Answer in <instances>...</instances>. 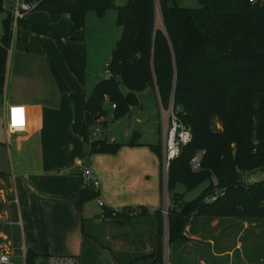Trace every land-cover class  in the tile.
Returning a JSON list of instances; mask_svg holds the SVG:
<instances>
[{"label": "trees", "instance_id": "16d2710c", "mask_svg": "<svg viewBox=\"0 0 264 264\" xmlns=\"http://www.w3.org/2000/svg\"><path fill=\"white\" fill-rule=\"evenodd\" d=\"M4 1L0 0V13ZM199 1L200 8L179 6L178 0H127L118 6L123 32L112 50L110 74L84 104L87 139L90 125L107 115L106 98L116 104L115 117L119 118L128 113L130 105L139 103L137 93L148 88L157 93L164 109L173 101L182 123L191 129L192 141L170 163L167 189L179 203L180 194L174 192L178 183L188 190L205 181L208 185L196 199L180 207L177 203L168 206L169 263L174 264L180 263V246L191 240L186 234L188 226L192 222L193 228L200 217L264 218V180L253 184L246 180L251 172H264V0ZM112 6L115 0H43L39 8L47 10L53 22L69 14L74 30H80L88 11L103 13ZM157 7L161 26L156 22ZM26 27L55 38L68 66L84 82V55L69 49L55 31L28 21ZM11 40L8 13L0 38V96ZM54 72L61 89L67 90L65 81ZM118 148L105 141L91 145L92 152H116ZM202 150L201 168L194 171L191 159ZM98 195L85 185L82 200ZM106 212L128 221L140 214L133 208L117 215ZM156 214L157 244L145 264H165L164 214L162 210ZM37 258L29 250L26 264H37Z\"/></svg>", "mask_w": 264, "mask_h": 264}, {"label": "crops", "instance_id": "0c3cea01", "mask_svg": "<svg viewBox=\"0 0 264 264\" xmlns=\"http://www.w3.org/2000/svg\"><path fill=\"white\" fill-rule=\"evenodd\" d=\"M5 5L7 15L10 11ZM27 21L55 31L69 49L85 55L77 43L83 41V28L74 30L67 13L53 22L47 10L38 8L12 28L9 48L12 52L8 56L5 86L0 96V133L3 134L0 146L11 161V172L0 170V256L9 254L10 261L20 256L26 264V254L31 250L38 255L37 264L44 263L47 255H74L81 264H145V257L157 244L156 213L164 207L162 136L169 120L168 111L161 106L157 93L148 88L154 92L160 117L155 139L145 138L140 117L136 118L138 123L133 124L134 128L123 125L124 116L134 117L135 105H130L128 113L116 118L114 103L106 98L105 107L109 104L106 109H111L107 115L110 113L115 122L109 125L107 115L99 118L100 121L97 119L92 125L101 123L105 128L96 136L89 128L87 139L85 100L103 78L91 86L93 91L89 93L90 85L85 80L81 82L70 69L55 38L29 30ZM34 54L45 56L49 63L35 64L31 58ZM55 70L65 81L67 90L61 89ZM10 104L26 105L24 131L6 130L5 111ZM140 104L139 101L137 105ZM96 141L119 148L116 152H92V142ZM81 165L97 173L101 182L100 195L107 208L98 204L102 212L96 213L95 218L90 216V201L82 200L86 181ZM129 208L140 213L129 221L111 217L106 212V209L123 212ZM200 218L191 231L188 229L191 234L186 232L191 239L187 243L198 241L194 233L198 232ZM132 222L143 224L127 229ZM233 226L230 224L229 228ZM235 237V248L243 250L241 237ZM250 244L243 246L251 249ZM248 251L250 255L253 253ZM229 252L217 253L223 256ZM203 258L179 261L207 264L208 260ZM217 260H213L215 264H221Z\"/></svg>", "mask_w": 264, "mask_h": 264}, {"label": "rangeland", "instance_id": "374dc122", "mask_svg": "<svg viewBox=\"0 0 264 264\" xmlns=\"http://www.w3.org/2000/svg\"><path fill=\"white\" fill-rule=\"evenodd\" d=\"M126 2L127 0H115V6L108 8L105 12L101 13L97 10H90L85 15V27L83 28L84 37L82 39L83 41H77V43H79L78 48L80 45V47L83 48L85 54V81L90 85L89 93L93 91L91 89V86H94V84H96L100 79L109 76L106 68V63L111 60L112 50L115 47L117 41L121 38L123 32V27L118 23V6L124 5ZM178 4L179 6L187 8L201 7V3L199 0H178ZM5 9L8 10L7 4L5 5ZM5 18L6 12H1L0 35L3 32V20ZM161 20V13L159 7H157L156 22L158 26H161ZM11 52L12 50L10 49L9 56H11ZM31 58L35 64L40 66H43L45 64L47 65L49 63L45 56L34 54L31 56ZM123 90L125 92L127 91L126 88H123ZM141 92L142 93H137V97L138 101H140L142 105H135V109L133 111V113L135 114L134 117L129 114L124 116L125 118L123 119L126 120H124L123 125L128 127L132 126L134 128L133 124L138 123L136 121V118L138 120L140 117L142 119L141 130L143 136L145 138L149 136L155 139L156 134L154 131L158 129V121L160 117L159 107L152 90L146 89L144 90V92ZM106 107L109 108V104H107ZM110 110L111 109H109L108 111L110 112ZM164 115L165 117H167V111H164ZM107 116L109 125L113 124L115 121H113V119L111 118L110 113ZM96 127L100 128L101 132L97 134L100 135L102 134V130L105 128V124L99 123V125H92L90 127V130L94 132ZM216 127L219 128L220 125L216 123ZM0 138H3L2 133H0ZM10 166V157L7 156L6 150L0 146V170L11 172ZM251 174H255V176H253V179L257 180L263 176L262 173L257 170L249 173L246 176L247 181H249L248 179ZM207 185L208 181H205L197 185L195 188L188 190L183 184L178 183L174 192L180 194V203H177V201L173 199L174 194H172L171 192L169 193L168 189L166 188L167 190L165 191V198L163 203L164 208L166 209L169 205H175L176 203V206L180 207L181 204L196 199ZM88 201H90V216H92V218H95L97 215L96 213L99 214L100 212H102V209L98 205V203H96L95 198ZM166 217L167 215L164 214V225L162 232V241L165 247V264H174V261L169 263ZM142 224L143 223L139 224L137 222H132L131 224L127 225V227H129L127 229L137 228L139 225L141 227ZM230 224L234 225L233 228H229ZM188 227L189 228H187L186 232L188 234H191L188 229L192 228V222ZM224 227H228L229 230L227 228L224 229ZM243 227L246 228L242 230ZM197 229L198 232L194 234L197 237L198 241L185 243V245L183 244L180 246L178 254L180 260H203V257H205L208 260V263H210L209 260L216 261L217 259H219V262H221V264H226L227 262L230 263L231 261H233L232 264H264V218L250 220L235 217H220L209 220L205 217H201ZM239 234L242 235L239 236ZM235 236H237V238L241 237V247L243 248V250H238L240 248H235L237 246V240ZM246 243H251V249H247V247L244 248ZM226 250H229L230 252L225 253L223 256L218 255L217 253L219 251ZM247 250H251L253 251V253H251L250 255V251L247 252ZM170 253L172 254L173 260V248ZM11 263L24 264V258L20 256L12 257Z\"/></svg>", "mask_w": 264, "mask_h": 264}, {"label": "built area", "instance_id": "2783aa9c", "mask_svg": "<svg viewBox=\"0 0 264 264\" xmlns=\"http://www.w3.org/2000/svg\"><path fill=\"white\" fill-rule=\"evenodd\" d=\"M252 3L258 0H250ZM43 0H5L4 3L9 5L8 10L12 16V28H14L21 19H24L29 13L39 8ZM10 50V49H9ZM110 62L106 64L107 72L109 71ZM116 108V104H113ZM169 120L167 126L163 129L162 147H163V173H164V190L167 189L169 166L171 161L176 158L183 145L190 143L193 139L192 131L184 125L179 117L178 111L174 109L173 101L167 109ZM98 121H100L98 119ZM5 127L8 132L24 131L27 127V109L24 104H10L5 111ZM101 132L99 127H96L93 135ZM114 141V139H112ZM205 153L204 150L198 152L191 159V167L194 171L201 168V157ZM83 177L86 181V186L93 188L99 195L95 198L97 203L107 208L104 199L100 195L101 182L97 173L91 168L81 165ZM163 213L168 214V207H163ZM112 215H117L118 210H111ZM48 264H81L80 259L74 255H48L45 261ZM0 263L12 264L9 254L0 256ZM43 264V263H40Z\"/></svg>", "mask_w": 264, "mask_h": 264}, {"label": "water", "instance_id": "95a60500", "mask_svg": "<svg viewBox=\"0 0 264 264\" xmlns=\"http://www.w3.org/2000/svg\"><path fill=\"white\" fill-rule=\"evenodd\" d=\"M260 171V170H259ZM261 173H262V177L260 178V179H253V176H255V174H251L250 176H249V184H253V183H256V182H261V181H263L264 180V172H262V171H260ZM43 264H48V263H46V262H44Z\"/></svg>", "mask_w": 264, "mask_h": 264}]
</instances>
